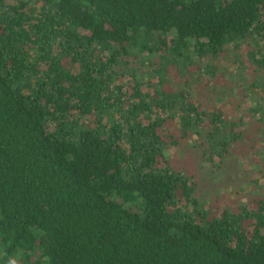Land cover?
<instances>
[{"label":"trees","instance_id":"16d2710c","mask_svg":"<svg viewBox=\"0 0 264 264\" xmlns=\"http://www.w3.org/2000/svg\"><path fill=\"white\" fill-rule=\"evenodd\" d=\"M241 164L264 0H0V264H264V199L198 180Z\"/></svg>","mask_w":264,"mask_h":264},{"label":"rangeland","instance_id":"374dc122","mask_svg":"<svg viewBox=\"0 0 264 264\" xmlns=\"http://www.w3.org/2000/svg\"><path fill=\"white\" fill-rule=\"evenodd\" d=\"M247 72V76L249 75L248 72H250L249 70L246 71ZM243 73L235 70L233 71V73L230 75L228 74L227 77H229V85L227 87H225L226 91L229 90L230 91H236V86L238 84V82L242 81V77H243ZM233 98V97H232ZM237 99V97H235ZM235 101V100H234ZM236 102V101H235ZM224 104V108L228 109V111L230 112L229 115L234 114L235 112V106L232 105L231 102L223 103ZM247 107H250V103L248 102V104H244ZM234 107V110H233ZM235 113H242L241 110H239V112H235ZM243 122H241V124H243ZM240 171L236 172L235 174L233 173V176L235 177V180L229 184V187L227 188V190L223 191V192H218L219 188H221V181L222 180H215L214 182L211 181V179L207 178L206 180H203V174H199L198 175V180L201 181V192H203V194H208L211 195L216 194V193H223L224 194V200L229 201V203L231 204H235L236 202H242L245 203L248 199V197H252L254 194H256L257 196H261L264 199V187L260 186V184L258 183L259 179L260 180H264V169L262 170V172H258L256 170H254V172L251 173L252 175V181H247L248 177L246 175H243V170H247V171H252L249 169V166L247 164H241L240 165ZM244 168V169H243ZM242 174L240 176H237L238 174ZM263 176V177H262ZM246 181L248 183H246Z\"/></svg>","mask_w":264,"mask_h":264}]
</instances>
